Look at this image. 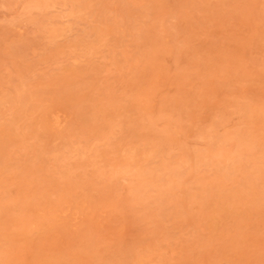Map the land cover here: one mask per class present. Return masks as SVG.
Masks as SVG:
<instances>
[{"label": "rangeland", "instance_id": "1", "mask_svg": "<svg viewBox=\"0 0 264 264\" xmlns=\"http://www.w3.org/2000/svg\"><path fill=\"white\" fill-rule=\"evenodd\" d=\"M0 264H264V0H0Z\"/></svg>", "mask_w": 264, "mask_h": 264}]
</instances>
